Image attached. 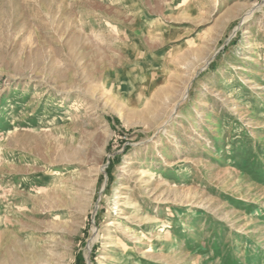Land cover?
<instances>
[{
    "label": "rangeland",
    "instance_id": "obj_1",
    "mask_svg": "<svg viewBox=\"0 0 264 264\" xmlns=\"http://www.w3.org/2000/svg\"><path fill=\"white\" fill-rule=\"evenodd\" d=\"M0 264H264V0H0Z\"/></svg>",
    "mask_w": 264,
    "mask_h": 264
},
{
    "label": "bare ground",
    "instance_id": "obj_2",
    "mask_svg": "<svg viewBox=\"0 0 264 264\" xmlns=\"http://www.w3.org/2000/svg\"><path fill=\"white\" fill-rule=\"evenodd\" d=\"M153 226H154L153 221H150L147 223V225L145 226V231L140 233L139 241H142L146 236L151 234V230L153 229ZM108 259H109V257H107V256L104 257V260H108Z\"/></svg>",
    "mask_w": 264,
    "mask_h": 264
}]
</instances>
